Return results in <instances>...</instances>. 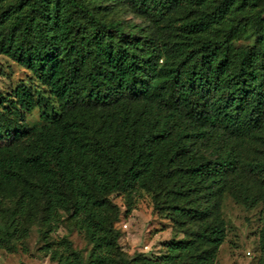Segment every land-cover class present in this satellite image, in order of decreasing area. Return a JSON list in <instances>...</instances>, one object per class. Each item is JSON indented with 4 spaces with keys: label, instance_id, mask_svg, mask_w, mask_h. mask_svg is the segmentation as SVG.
I'll return each mask as SVG.
<instances>
[{
    "label": "trees",
    "instance_id": "trees-1",
    "mask_svg": "<svg viewBox=\"0 0 264 264\" xmlns=\"http://www.w3.org/2000/svg\"><path fill=\"white\" fill-rule=\"evenodd\" d=\"M124 3L141 23L103 20L95 0H0V55L48 92L0 100V246L29 236L24 220L57 264H160L118 244L112 197L140 186L185 235L171 264H213L227 197L262 206L264 264V0ZM65 217L87 258L48 241Z\"/></svg>",
    "mask_w": 264,
    "mask_h": 264
},
{
    "label": "rangeland",
    "instance_id": "rangeland-1",
    "mask_svg": "<svg viewBox=\"0 0 264 264\" xmlns=\"http://www.w3.org/2000/svg\"><path fill=\"white\" fill-rule=\"evenodd\" d=\"M96 14L103 20L122 18L133 23H141L124 0H95ZM247 38L234 42L235 47L244 45ZM249 41V40H248ZM247 41V42H248ZM26 84L34 91H42L46 95V88L36 79L34 74L19 66L10 57L0 55V100L12 96L20 84ZM0 106V111H1ZM26 122L30 128L44 124L41 111L36 108L26 114ZM112 201L119 206L120 215L115 228L120 231L118 244L129 257L141 254L149 260L160 264H171L170 257L178 253L171 251L169 245L174 239H183L173 222L175 213L167 208L155 206L153 191L146 188H136L131 193L113 195ZM262 206L247 208L232 197H227L222 205V216L226 222V239L219 247L213 264H257L262 256L260 249V229L263 224ZM58 230L51 234V243L67 237L74 247L87 258L91 249L84 234L75 228V222L68 217ZM5 222H0V226ZM22 227L28 230L29 236L15 244L16 249L0 246V264H57L42 248L45 240L35 222L20 221Z\"/></svg>",
    "mask_w": 264,
    "mask_h": 264
}]
</instances>
